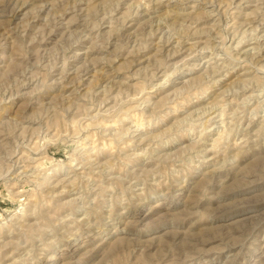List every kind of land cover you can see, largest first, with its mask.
Wrapping results in <instances>:
<instances>
[{
  "label": "rangeland",
  "instance_id": "rangeland-1",
  "mask_svg": "<svg viewBox=\"0 0 264 264\" xmlns=\"http://www.w3.org/2000/svg\"><path fill=\"white\" fill-rule=\"evenodd\" d=\"M0 264H264V0H0Z\"/></svg>",
  "mask_w": 264,
  "mask_h": 264
}]
</instances>
